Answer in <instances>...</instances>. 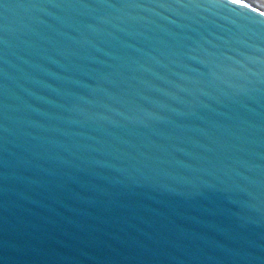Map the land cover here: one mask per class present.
Wrapping results in <instances>:
<instances>
[{
    "label": "water",
    "instance_id": "obj_1",
    "mask_svg": "<svg viewBox=\"0 0 264 264\" xmlns=\"http://www.w3.org/2000/svg\"><path fill=\"white\" fill-rule=\"evenodd\" d=\"M0 264H264V6L0 0Z\"/></svg>",
    "mask_w": 264,
    "mask_h": 264
},
{
    "label": "bare ground",
    "instance_id": "obj_2",
    "mask_svg": "<svg viewBox=\"0 0 264 264\" xmlns=\"http://www.w3.org/2000/svg\"><path fill=\"white\" fill-rule=\"evenodd\" d=\"M255 2L259 3L260 5L264 6V0H255Z\"/></svg>",
    "mask_w": 264,
    "mask_h": 264
}]
</instances>
